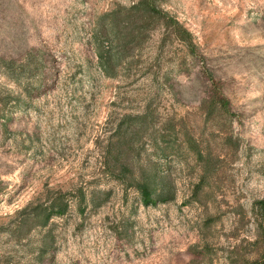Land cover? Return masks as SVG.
Instances as JSON below:
<instances>
[{
    "label": "rangeland",
    "instance_id": "374dc122",
    "mask_svg": "<svg viewBox=\"0 0 264 264\" xmlns=\"http://www.w3.org/2000/svg\"><path fill=\"white\" fill-rule=\"evenodd\" d=\"M133 1L0 0V264H230L235 251L255 257L251 209L264 198V0H158L192 32L195 54L159 26L107 77L94 22ZM215 88L233 113L217 125L200 109ZM148 108L158 125L184 119L198 137L225 144L212 196L191 198L196 174L176 159L178 194L167 203L145 206L106 175L107 137L125 114ZM151 152L147 145L144 153ZM81 186L112 194L82 214L68 195V212L48 228L10 237L25 209ZM209 215L218 218L205 229ZM45 235L53 238L49 251ZM205 244L210 254L193 253Z\"/></svg>",
    "mask_w": 264,
    "mask_h": 264
},
{
    "label": "trees",
    "instance_id": "16d2710c",
    "mask_svg": "<svg viewBox=\"0 0 264 264\" xmlns=\"http://www.w3.org/2000/svg\"><path fill=\"white\" fill-rule=\"evenodd\" d=\"M159 26L165 27L169 35L182 41L195 54L196 44L192 32L161 8L158 0H135L129 6L118 5L98 16L94 22L93 40L97 45L99 66L107 77L117 76L118 68L132 59V53ZM208 76L212 84H216L213 74L208 73ZM200 109L213 125L233 117L230 100L219 88L210 89ZM195 132L184 119L174 117L158 125L154 112L149 108L143 113L125 114L106 139L102 155L103 170L111 179L124 184L126 191L134 189L143 205H157L177 198L178 188L172 170L176 159L196 174L190 196L202 202L204 194L206 198L212 196L218 187L225 161L222 156L225 144L203 135L198 137ZM147 145L152 148L151 153H144ZM111 194V191L101 189L88 191L83 186L72 193L57 192L48 202L38 203L30 210L25 209L9 235L21 241L35 228H48L54 217L68 212V195L77 198L82 214L88 205H104ZM251 212L258 231L254 242L255 257H244L235 251L230 257V264H264V198L253 203ZM217 218L216 215L207 216L204 228H211ZM52 245V236L45 235L43 250L49 251ZM209 248L205 244L203 251L197 248L192 250L194 254L206 256L210 254Z\"/></svg>",
    "mask_w": 264,
    "mask_h": 264
}]
</instances>
